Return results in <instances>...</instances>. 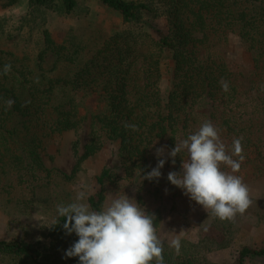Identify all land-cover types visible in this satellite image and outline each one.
<instances>
[{
	"label": "trees",
	"instance_id": "1",
	"mask_svg": "<svg viewBox=\"0 0 264 264\" xmlns=\"http://www.w3.org/2000/svg\"><path fill=\"white\" fill-rule=\"evenodd\" d=\"M99 1L119 12L123 23H139L146 13H160L166 18V29L156 30L155 37L147 31L125 30L102 37L93 58L81 64L77 55L78 66L77 61L71 64L73 54L80 50L68 51L46 30L43 47L31 65L23 58H9L10 53L0 49V180L3 174L21 182L42 179V173L48 176L50 171L40 155L44 139L82 122L89 130L79 161L97 152L105 141H113L118 143V161L123 167L120 173L113 167L101 170L96 177L99 190L87 198L91 211L102 210L108 180L130 176L133 170L146 174L148 153L155 145L163 144L170 152L205 121L219 130L229 154L233 140L242 138L245 159L241 165L250 162L264 168V0ZM28 2L35 7L59 6L65 13L77 6L76 0ZM231 38H237L250 53L251 62L245 68L232 69L227 62ZM48 52L53 61L44 68ZM165 55L171 61L166 96L159 86ZM6 64L11 65L7 74ZM54 71L58 75L50 74ZM222 82L228 83L227 92ZM85 98L93 102L86 106ZM242 100L250 103L243 115L237 112ZM8 101H12L10 107ZM126 125H135L137 130ZM179 154L172 171L181 174L180 165L188 153ZM65 222L57 216V224L51 225L46 252L23 241L0 238V264H79L78 257L65 255L78 240L75 233H66ZM255 258L264 259V246L243 245L236 264ZM163 262L194 264L168 257Z\"/></svg>",
	"mask_w": 264,
	"mask_h": 264
},
{
	"label": "rangeland",
	"instance_id": "2",
	"mask_svg": "<svg viewBox=\"0 0 264 264\" xmlns=\"http://www.w3.org/2000/svg\"><path fill=\"white\" fill-rule=\"evenodd\" d=\"M8 1L0 0V49L9 52V58H23L29 65L43 47L44 30L57 44H65L68 51L80 50L73 54L71 66H74L77 55L81 57V64L93 58L102 37L124 30L147 31L155 37L156 30L166 29V18L160 13H146L139 23H123L119 12L99 0H76V9L70 13H65L59 6L35 7L28 0H16L11 4ZM136 39L140 41V37ZM138 42L136 47H139ZM227 52V62L232 69L245 68L251 62L250 53L237 38L230 39ZM52 61L53 55L48 52L44 68H49ZM81 64L77 61V66ZM162 69L159 86L161 94L166 96L171 86L168 55L164 56ZM50 74L58 75L55 71ZM84 101L87 106L93 99L85 98ZM249 105L248 101L242 100L237 112L243 115L244 108ZM88 130V124L82 122L75 129L44 139L40 155L50 171L48 176L42 173V179L31 177L29 181L26 178L21 182L11 174L1 175V239L23 241L46 252L45 247L51 242L49 229L58 216L57 206L74 202L79 191H84L87 198L98 191L96 177L103 168L113 167L121 172L123 167L118 161L117 142L105 141L97 152L79 161ZM160 148H164L162 157L157 156ZM168 153L163 144L155 145L148 153V172L157 166L158 159H165L158 179H142L145 174L133 170L130 176L108 180L104 185L106 198L102 209L120 196L134 199L133 202L157 219L154 227L161 241L163 258L188 259L194 264H236L238 250L243 245L264 246V168L247 162L233 173L247 185L251 204L243 214L237 213L233 219L222 221L208 214L184 190L170 183L169 172L179 174V171H172L176 164L172 163ZM179 157L180 154L175 161ZM221 170L231 173V169L223 164ZM17 175L24 177L20 172ZM84 202L87 203V199ZM173 239L180 241L178 252L171 246ZM246 262L264 264V259H248Z\"/></svg>",
	"mask_w": 264,
	"mask_h": 264
},
{
	"label": "clouds",
	"instance_id": "3",
	"mask_svg": "<svg viewBox=\"0 0 264 264\" xmlns=\"http://www.w3.org/2000/svg\"><path fill=\"white\" fill-rule=\"evenodd\" d=\"M10 70L11 65L6 64L4 73ZM221 87L225 92L229 89L227 82H222ZM7 103L10 107L12 101ZM126 127L137 130L135 125ZM241 140H233L229 154L219 130L210 121L203 122L195 133L176 143L168 153L173 164L179 153L185 150L188 153V159L182 162V173L169 172L168 180L222 221L243 214L251 204L249 189L240 176L233 174L240 170L245 159ZM163 155L164 148L157 149V156ZM164 164L165 159H158L157 166L142 179L160 178ZM222 164L231 173L222 171ZM86 199V193L79 191L74 202L57 206L58 216L65 218L66 233L78 236L67 249L66 257H78L79 264H153V261L164 264L153 216L133 202L134 199L126 195L114 198L98 212L90 210L84 202ZM171 246L178 252L179 239H173Z\"/></svg>",
	"mask_w": 264,
	"mask_h": 264
}]
</instances>
